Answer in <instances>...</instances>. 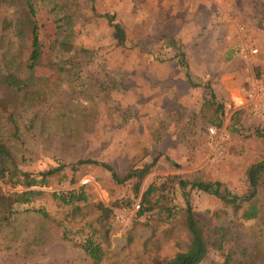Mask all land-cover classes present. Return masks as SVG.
Returning a JSON list of instances; mask_svg holds the SVG:
<instances>
[{
  "label": "rangeland",
  "instance_id": "1",
  "mask_svg": "<svg viewBox=\"0 0 264 264\" xmlns=\"http://www.w3.org/2000/svg\"><path fill=\"white\" fill-rule=\"evenodd\" d=\"M26 1L39 32L33 69ZM26 1L0 0V38L13 46L12 62L0 59V140L22 171L61 170L30 188L0 179L5 195L42 191L29 206L48 213L24 212L7 223L0 216V264H96L82 246L93 228L105 252L98 264L170 256L171 246L160 250L158 237L146 238L155 217H136L145 186L179 175L219 180L241 195L248 168L264 159V0H68L61 15L57 0ZM107 12L125 29L122 46L101 16ZM57 17L71 29L69 51L54 46ZM7 69L19 87L3 82ZM211 90L224 107L219 126L203 105ZM209 126L218 133L211 136ZM154 158L138 193L135 179L117 183L100 165L78 163L104 162L123 177ZM73 189L85 199L65 204L55 197ZM190 201L205 227L224 228L222 248L201 264H264V184L251 221L211 194L191 191ZM175 203L184 204L178 189Z\"/></svg>",
  "mask_w": 264,
  "mask_h": 264
},
{
  "label": "trees",
  "instance_id": "2",
  "mask_svg": "<svg viewBox=\"0 0 264 264\" xmlns=\"http://www.w3.org/2000/svg\"><path fill=\"white\" fill-rule=\"evenodd\" d=\"M56 2L58 4V15L64 14L65 9L71 7L68 0H57ZM25 6L29 14V22L31 23L29 35V68L33 69L38 64L40 57L39 32L38 25L34 21V12L27 1ZM64 16L65 15H63V17ZM101 16L104 17L110 25L112 30L111 34L117 46L124 45L126 41V32L123 26L116 20V16L108 12ZM69 19L70 17L68 18V24ZM59 20L60 18L57 17L56 26L58 36L54 39V46L61 48L63 51H69L71 50V42L67 31L71 29L64 26V23L58 24ZM5 39L6 37L4 35L3 38H0V48L2 49L0 52V59L4 64H10L13 61V46L8 47V43H6ZM7 70L2 76L3 82L8 86L19 87L21 83L20 78L10 70ZM207 96H210V98ZM203 99V105L213 110V115L208 117V119H210L215 126H219L221 120L220 116L223 114L224 110L223 105L216 100V96L212 90L209 94L204 93ZM232 118L234 121L236 115H233ZM260 134L264 135V133ZM157 161L158 158H154L151 161L140 160L138 163L133 164L123 177H120L110 165L104 162L80 160L78 163L90 162L100 165L111 172L112 179L117 183H124L125 181L135 179L136 183L133 189L135 193H138L142 180ZM54 170L59 172L61 167L38 173L22 171L10 158L4 143L0 140V179L4 183H9L12 187L23 186L25 188L47 185L49 177L53 174ZM158 179L161 181L158 182ZM247 183L248 190L238 195L232 193L227 186L219 180L206 181L199 178L185 179L179 175H168L150 181L142 191L139 203H137L136 217H155L156 224L149 231L146 238L158 237L159 241L157 244H160L158 245L159 249L166 246H171L174 249L170 256L153 257L150 260V264H201L212 249H221L224 237L222 233V230H224L223 226L217 224L214 225V227L207 228L197 219L190 201L191 191L214 195L223 203L229 204L235 213L240 212V215H238L239 218L246 222L255 220V218L258 217L259 207L257 204V192L258 188L264 184V159L252 164L248 168ZM176 189L181 192V197L184 201L182 206L175 203ZM41 193L42 191L36 189H24L20 192H11L5 195L0 186L1 220H4L5 223H7L10 218L16 220L18 215L24 212H36L44 217H48V213L43 207L35 208L29 206L31 197ZM55 197L65 204H74L85 199L84 193L79 192L77 189L67 191L61 195H55ZM113 204L122 205L118 202ZM124 204H131V200H127ZM103 211L105 214H108L111 212V209L109 207H103ZM220 216L221 214L218 212L213 214V217L216 219ZM101 218L103 219V217ZM102 219L100 222L103 221ZM158 225L162 227L158 229ZM95 235H98V231L93 228L91 234L85 239L82 246L90 259L98 264L103 260L105 252L102 247V239L97 240ZM130 240H132V238H130Z\"/></svg>",
  "mask_w": 264,
  "mask_h": 264
},
{
  "label": "built area",
  "instance_id": "3",
  "mask_svg": "<svg viewBox=\"0 0 264 264\" xmlns=\"http://www.w3.org/2000/svg\"><path fill=\"white\" fill-rule=\"evenodd\" d=\"M208 133L211 135V136H214L218 133L217 129L213 126H209L208 127Z\"/></svg>",
  "mask_w": 264,
  "mask_h": 264
}]
</instances>
